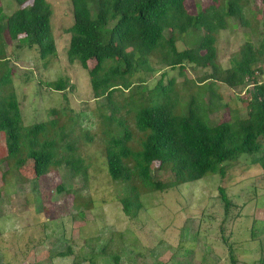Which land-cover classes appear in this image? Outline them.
Segmentation results:
<instances>
[{
  "label": "trees",
  "instance_id": "1",
  "mask_svg": "<svg viewBox=\"0 0 264 264\" xmlns=\"http://www.w3.org/2000/svg\"><path fill=\"white\" fill-rule=\"evenodd\" d=\"M13 1L16 7L10 15L0 6V39L6 33L10 41L18 42V48L36 51L46 66L57 55L50 5L46 0H32L31 5H26L28 0ZM187 1L70 0L73 23L65 30L70 35L67 62L87 72L93 98L104 100L98 110L102 155L110 181L123 186L118 202L130 221L142 210L143 196L166 193L209 176L224 178L241 160L257 165L264 174V82L257 81L264 75V38L256 46L249 40L251 35L258 37L256 22L248 17L249 0H210L205 8L197 5L194 15L188 13ZM261 2L264 6V0ZM230 20L250 34L244 35V44L231 66L223 69L216 62L215 43L218 33L229 29ZM178 42L185 49L178 51ZM3 52L1 43L0 136L6 157L0 160V170L3 164L20 169L30 161L38 179L59 170H66L69 179L85 176L89 166L78 146L81 141L91 143L93 137L64 110H50V120L24 126L13 90L12 68ZM186 68L205 74L184 80L178 90L176 79L166 80L165 71L177 70L178 76L184 77ZM161 71L154 88L147 91L145 103H136L132 96L123 105L115 101V93L123 95L133 87L132 79ZM138 81L136 87L143 92L144 81ZM40 84L59 94L70 90L67 79ZM214 86L243 91L249 98L245 117L236 114L228 121L211 123L212 101L207 103L203 97L207 91L213 97ZM121 110L132 116L134 132L123 117H118ZM63 117L66 123H60ZM153 168L170 180L154 181ZM217 192L223 210L222 229L232 201L224 188ZM73 193L78 209V191ZM82 205L89 208V204ZM71 255L69 251L56 256L63 259ZM112 256L113 264H121L118 254ZM83 260L76 259L74 264ZM88 262L95 264L93 257Z\"/></svg>",
  "mask_w": 264,
  "mask_h": 264
},
{
  "label": "rangeland",
  "instance_id": "2",
  "mask_svg": "<svg viewBox=\"0 0 264 264\" xmlns=\"http://www.w3.org/2000/svg\"><path fill=\"white\" fill-rule=\"evenodd\" d=\"M52 10L51 29L56 44V58L44 66L34 50L18 48V42L1 35L3 55L12 68V85L21 105L24 126L50 120V110H64L75 116L81 129L93 137L89 144H79L80 154L88 164L85 176L69 179L66 170H59L36 178L32 164L27 161L20 169L2 165L0 170V264H113L112 255L121 257V264H264V174L258 166L239 161L224 178L209 176L197 183L183 185L166 193L147 194L142 197V210L137 219L130 221L123 213L118 198L124 190L107 176L103 152V136L99 109L104 100L93 98L87 72L77 64L67 62L66 51L70 35L65 30L73 23L70 0H46ZM248 17L256 23V35L249 40L256 46L264 38V6L261 0H249ZM28 0L26 5H31ZM210 0H188L185 7L194 15L197 5L206 7ZM5 15L15 9L13 0H0ZM249 30L235 20L229 29L217 35L216 62L228 69L232 58L244 44ZM185 49L183 43L176 45ZM187 48V47H186ZM2 62V61H1ZM1 66V64H0ZM92 63H90V67ZM167 72V79H176L180 90L184 80H195L205 74L203 70L186 68L184 77L178 71ZM262 72L264 73V64ZM161 72L137 76L133 87L120 95L114 94L119 105L129 96L136 103H145L148 94L160 79ZM67 79L65 94L44 89L40 83ZM143 80L144 91L136 86ZM264 82V75L257 77ZM166 84V81H165ZM209 83H206V85ZM207 87V86H206ZM251 89V85L248 87ZM213 97L207 91L204 100L212 101L209 115L213 124L230 120L234 115L245 117L249 98L239 90L225 86L212 87ZM121 110L134 132L132 116ZM65 117V116H64ZM60 123H66V118ZM77 133V132H76ZM6 157L3 137L0 136V160ZM1 179V175L4 174ZM154 181L170 178L152 170ZM63 187L61 191L59 188ZM226 190L232 207L228 220L222 223V205L217 189ZM69 191L70 193H66ZM74 192L78 191V203ZM124 195V194H123ZM82 204H89L83 208ZM224 237V241H222ZM104 251L101 254V251ZM72 255L58 258V253ZM234 257V259H232Z\"/></svg>",
  "mask_w": 264,
  "mask_h": 264
}]
</instances>
